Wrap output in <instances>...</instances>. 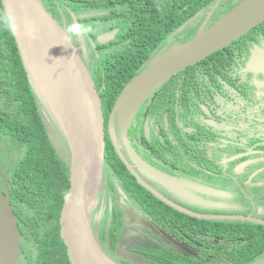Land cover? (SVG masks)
<instances>
[{
  "label": "flooded vegetation",
  "instance_id": "flooded-vegetation-1",
  "mask_svg": "<svg viewBox=\"0 0 264 264\" xmlns=\"http://www.w3.org/2000/svg\"><path fill=\"white\" fill-rule=\"evenodd\" d=\"M42 1L48 8L49 2ZM55 1L59 2L56 9H48L67 31L76 25L73 17L84 29L79 35H69L100 93L94 77L100 76L101 61L111 62L112 67L129 60L140 62L132 52L137 37L127 25V9H136L139 20L134 24L147 27L145 39L157 43L150 60L182 40L191 41L192 31L195 37L201 28H210L242 0H220L212 13L218 2L215 0L213 6L208 5L211 8L189 18L183 31L166 36L162 42L169 31L166 23L161 29L160 15L165 6L170 15L167 22L173 26V6L170 8L166 0H111L108 5L104 0ZM181 33L180 38L173 39ZM109 34L113 37L101 44L99 38ZM8 51L9 44L0 40V68L7 62L4 54ZM188 69V74L166 82L140 104L127 136L116 113L113 127L117 147L110 134V115L118 97L139 74L116 98L107 123L103 110L104 151H111L110 142L116 156H103L107 173L103 181L98 179L97 200L89 214L96 241L116 264H139L134 260L141 264H197L198 260L232 264L229 254L239 252L248 239L241 236L247 234L242 232L241 223L264 226V21L185 71ZM3 73L0 71V118H16L20 106L8 97L11 87ZM40 110L46 125L47 114ZM12 150L23 158L22 150L12 149L0 139V191L10 195L20 235L19 264H24L25 254L35 262L41 248L44 236L33 234H49L51 248H55L57 233L48 225L55 223L56 215L53 201L44 208V217L31 210L32 215L45 220L47 233L27 229L11 201L12 191H25V187L10 175L16 167L9 170L3 164ZM173 209L185 219L173 216ZM35 215L33 224H38ZM195 220H202V231L183 230V225L197 228ZM226 222L228 228L224 229ZM59 236L62 238L61 232ZM262 255L251 264H264V251Z\"/></svg>",
  "mask_w": 264,
  "mask_h": 264
},
{
  "label": "water",
  "instance_id": "water-1",
  "mask_svg": "<svg viewBox=\"0 0 264 264\" xmlns=\"http://www.w3.org/2000/svg\"><path fill=\"white\" fill-rule=\"evenodd\" d=\"M1 2L28 78L69 146L70 185L60 216L69 259L72 264H116L101 249L90 224L105 145L102 102L91 73L67 29L42 0ZM262 21L264 0H243L214 26L201 28L191 41L153 57L121 93L111 112L109 129L114 145L117 147L113 127L117 112L121 130L127 136L132 117L145 99L173 76L225 49ZM29 28L34 30L33 36L28 35ZM112 37L104 35L99 42L104 44ZM19 237L10 195L0 191V264H19Z\"/></svg>",
  "mask_w": 264,
  "mask_h": 264
},
{
  "label": "trees",
  "instance_id": "trees-1",
  "mask_svg": "<svg viewBox=\"0 0 264 264\" xmlns=\"http://www.w3.org/2000/svg\"><path fill=\"white\" fill-rule=\"evenodd\" d=\"M111 0H104V4L108 5ZM122 3L124 0H117ZM170 8L173 6V26L169 24L168 19L169 8L164 7L162 17L161 29L164 24L168 27L169 31L162 37L159 42H162L166 36L175 34L186 21L194 16L201 9H209L213 6L215 0H166ZM49 2L48 8L55 10V0H46ZM103 2V1H102ZM212 4L211 7L208 5ZM105 7V6H104ZM129 14L126 16L127 25L136 34L137 42L132 49L133 54L140 59L139 63L133 60L126 62H118L112 67L111 62L101 61L100 76L94 77L99 81L100 97L102 100V107L106 113V123L108 113L110 112L116 98L123 90L125 85L133 80L136 74H141L146 69V64L149 62L150 56L154 55L157 43L145 39L144 34L148 33V28H138V24H134L135 20H139V16L134 7L129 8ZM124 13V9L122 14ZM131 14V15H130ZM69 17V15H67ZM152 16V15H151ZM150 16V17H151ZM189 28V27H188ZM187 28V30H188ZM186 30V31H187ZM163 32V31H162ZM181 34L176 35L173 39L180 38ZM191 39L194 37V31L190 33ZM0 40L9 44V51L4 54L7 62L4 68L1 67L0 71L4 70L3 75L10 85L8 90V97L14 98L18 101L20 108L17 110L18 116L12 118L7 115V118H0V139L2 142L7 143V146L19 148L24 152L23 158L19 161L16 168L10 175L18 178L25 191H12V204L20 211L23 221H26L27 229L36 233H47V224L45 220L38 215L44 217V208L51 206V201L54 202L55 207V223L49 224L52 232L55 231V248H51V240L49 234H33L41 239L40 251L36 254L35 262L30 260L29 254H25L24 264H72L67 247L63 243L60 235V213L63 207L65 197L70 185V163L69 158L65 159L58 155L53 143L50 140L47 127L43 122V115L41 114V106L45 108L47 115L52 116L46 103L39 97L34 89L22 63L15 38L13 36L5 9L0 0ZM187 40H182L179 44H184ZM8 56L9 59L6 57ZM191 69V68H190ZM184 71L167 83L175 82V80L182 77L183 74L189 73V70ZM139 70V71H138ZM105 85V88L103 86ZM6 113H9L6 111ZM111 151L105 149L106 156H116L115 150L111 143ZM19 151V150H18ZM112 162V160H109ZM18 189V188H15ZM35 211L38 219V224H33L34 215L30 211ZM173 216L179 219H185V215L173 209ZM176 219V218H174ZM198 227L183 225L184 231L193 229L194 232L202 231V220H195L194 222ZM224 229L228 228V222L223 224ZM262 228V229H261ZM241 230L247 234H241L242 237L247 238L246 244L239 252H233L230 255L232 264H251L261 258L262 251H264V226L253 225L252 223L242 222ZM187 264V263H183ZM197 264H206L202 260H198Z\"/></svg>",
  "mask_w": 264,
  "mask_h": 264
},
{
  "label": "rangeland",
  "instance_id": "rangeland-1",
  "mask_svg": "<svg viewBox=\"0 0 264 264\" xmlns=\"http://www.w3.org/2000/svg\"><path fill=\"white\" fill-rule=\"evenodd\" d=\"M41 108H42V111H45V108L43 106H41ZM44 118H45V122L48 128L49 137L54 143L56 150L59 152L61 157L63 155L65 159H68L69 147H68V143H67V140L64 134H62L58 125L56 124V122L50 115L44 116ZM3 159L5 160L3 161ZM3 159L1 160L3 161V164L9 167V170H13V168L16 167L19 161L21 160V156H18V154L14 150H12V153L7 155ZM106 173L107 171L103 169V164H102L101 171H100V177H99L100 182L103 181L104 175H106Z\"/></svg>",
  "mask_w": 264,
  "mask_h": 264
},
{
  "label": "clouds",
  "instance_id": "clouds-1",
  "mask_svg": "<svg viewBox=\"0 0 264 264\" xmlns=\"http://www.w3.org/2000/svg\"><path fill=\"white\" fill-rule=\"evenodd\" d=\"M242 1H243V0H242ZM242 1H241V2H242ZM219 2H220V0H218L217 4L214 6V9H213L214 11H215L216 8L218 7ZM241 2H240V3H241ZM240 3H239V4H240ZM239 4H238V5H239ZM238 5H237V6H238ZM237 6H236V7H237ZM223 18H224V17H223ZM220 20H222V19H220ZM220 20H219V21H220ZM219 21H218V22H219ZM218 22H217V23H218ZM185 24H186V23H185ZM185 24H184V25H185ZM215 24H216V23H215ZM215 24H214V25H215ZM214 25H213V26H214ZM211 27H212V26H211ZM207 29H208V28H207ZM14 30H15V29L13 28V31H14ZM83 30H84V29H82L81 26H79V25H73V26H71V27L68 29V32H69L70 35H72V36H76V35H79L80 32L83 31ZM88 30H90V29H88ZM28 35H29V36H33V35H34V30H33L32 28H29V29H28ZM193 38H194V37H193ZM193 38H192V39H193ZM220 51H221V50H220ZM150 60H151V59H150ZM150 60H149V61H150ZM51 117L53 118V116H51ZM53 119H54V118H53ZM54 121H55V119H54ZM55 122H56V121H55ZM56 124H57V123H56ZM57 125H58V124H57ZM58 127H59V126H58ZM59 129H60V128H59ZM60 131H61V129H60ZM61 132H62V131H61ZM62 134H63V132H62ZM68 147H69V146H68ZM104 155H105V151H104ZM68 158H69V163H70V158H71V157H70V150H69V157H68ZM11 206H12V205H11ZM61 210H62V209H61ZM60 216H61V213H60Z\"/></svg>",
  "mask_w": 264,
  "mask_h": 264
}]
</instances>
